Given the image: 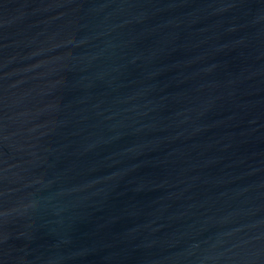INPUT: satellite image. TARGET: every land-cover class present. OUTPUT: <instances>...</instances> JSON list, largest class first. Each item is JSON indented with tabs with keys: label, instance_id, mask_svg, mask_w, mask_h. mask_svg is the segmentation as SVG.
<instances>
[{
	"label": "water",
	"instance_id": "1",
	"mask_svg": "<svg viewBox=\"0 0 264 264\" xmlns=\"http://www.w3.org/2000/svg\"><path fill=\"white\" fill-rule=\"evenodd\" d=\"M0 264H264V0H0Z\"/></svg>",
	"mask_w": 264,
	"mask_h": 264
}]
</instances>
